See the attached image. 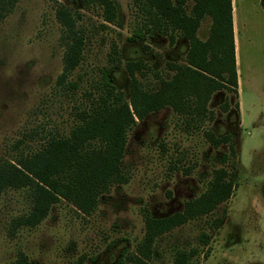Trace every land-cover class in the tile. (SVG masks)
<instances>
[{"label":"rangeland","instance_id":"rangeland-1","mask_svg":"<svg viewBox=\"0 0 264 264\" xmlns=\"http://www.w3.org/2000/svg\"><path fill=\"white\" fill-rule=\"evenodd\" d=\"M116 1L120 24L105 19L99 2L0 0V158L37 149L50 134L67 135L77 112L102 91L106 75L129 100L128 61L143 60L165 77L172 73L168 62L186 61V38L172 44L164 34L137 36L140 10L133 0ZM61 3L79 16L86 41L83 59L65 85L57 81L65 51L56 15ZM236 9L243 45L238 98L216 91L209 102L214 117L200 128L186 129L172 107L137 120L127 135L128 181L105 193L91 214L62 199L38 225L15 227V219L30 210L31 192L5 191L0 264H18L21 257L28 264H115L124 252L137 251L148 214L162 218L182 211L222 167L234 179L230 198L158 238L150 264H175L178 248L198 249L189 264H264V10L260 0H237ZM211 21L207 16L198 31L203 40ZM142 73L137 71L146 80ZM148 77L153 80L152 73ZM207 132L230 140L215 147ZM218 218L222 224L213 231L210 223Z\"/></svg>","mask_w":264,"mask_h":264},{"label":"trees","instance_id":"trees-1","mask_svg":"<svg viewBox=\"0 0 264 264\" xmlns=\"http://www.w3.org/2000/svg\"><path fill=\"white\" fill-rule=\"evenodd\" d=\"M99 2L105 9L108 22L120 24L116 0H84ZM141 12L142 25L135 34L167 35L173 44L176 37L189 41L187 59L183 63L168 62L172 73L165 77L153 71L143 60L128 61L131 96L127 100L122 90L106 75L102 91L93 95L90 103L77 112V120L67 135L50 134L37 149L21 150L14 158H0V196L9 189L31 192L28 213L15 219L14 226H36L46 218L53 205L62 199L73 203L85 214L97 209L102 196L112 187L128 181L124 167L128 131L150 113L165 107L179 113L186 129L200 128L212 120L209 109L212 95L226 89L238 98V72L235 54L232 0H133ZM264 10V0H260ZM64 28L65 51L63 71L58 84H69V77L84 56L85 37L78 25L79 16L67 5L60 4L56 12ZM212 21L208 37L203 40L198 31L203 20ZM147 78L142 80L137 71ZM152 73L153 80L148 75ZM237 110L239 102L235 103ZM224 110L230 109L227 100ZM215 147L229 142V136L218 137L207 132ZM233 153L235 149L231 145ZM233 176L226 168L214 170L205 192L186 201L184 209L170 216H146V232L136 252H124L115 264H150L155 244L163 234L213 212L232 195ZM222 218L210 223L213 231ZM204 243L209 236L204 235ZM175 264H189L198 253L197 248L176 249ZM18 264H28L24 257Z\"/></svg>","mask_w":264,"mask_h":264},{"label":"crops","instance_id":"crops-1","mask_svg":"<svg viewBox=\"0 0 264 264\" xmlns=\"http://www.w3.org/2000/svg\"><path fill=\"white\" fill-rule=\"evenodd\" d=\"M236 5H237V0H232L236 65H237V72L239 76L238 83L240 84L239 66L241 64V59H242V46L243 45H242V38H241V30H240L238 20H237Z\"/></svg>","mask_w":264,"mask_h":264}]
</instances>
